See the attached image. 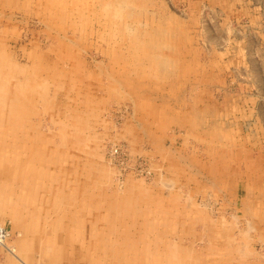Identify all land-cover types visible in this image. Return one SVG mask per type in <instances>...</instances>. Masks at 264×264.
Segmentation results:
<instances>
[{"label": "rangeland", "instance_id": "rangeland-1", "mask_svg": "<svg viewBox=\"0 0 264 264\" xmlns=\"http://www.w3.org/2000/svg\"><path fill=\"white\" fill-rule=\"evenodd\" d=\"M0 225V264H264V0H0Z\"/></svg>", "mask_w": 264, "mask_h": 264}, {"label": "crops", "instance_id": "crops-1", "mask_svg": "<svg viewBox=\"0 0 264 264\" xmlns=\"http://www.w3.org/2000/svg\"><path fill=\"white\" fill-rule=\"evenodd\" d=\"M201 114V113H200ZM195 115V114H194ZM198 120H201V117L198 119ZM196 124V121H193V123L191 122V125L193 126V125H195ZM240 190V189H239ZM237 191V197L239 196V194H241V192L240 191ZM252 191V190H251ZM250 192V191H249ZM252 194H253V196L255 197V195H257L258 197L259 196H261L262 194H255V192L254 191H252ZM245 203H246V201H241V204L242 205H245ZM245 209V208H244ZM260 211H258V213H259ZM253 213H255L254 212V209H250V208H246V210H245V213H244V215H245V217H247V218H249V216L252 214V217L254 216L253 215ZM17 245H18V248L22 251V252H24L25 253V255H27V256H25V258L27 259V261H28V263L29 264H35V260H34V257L32 258L31 257V251H30V240L29 241H23V242H17ZM0 253H2V251H0ZM7 259H9V258H7ZM2 258H1V262H2ZM25 260V259H24Z\"/></svg>", "mask_w": 264, "mask_h": 264}, {"label": "built area", "instance_id": "built-area-1", "mask_svg": "<svg viewBox=\"0 0 264 264\" xmlns=\"http://www.w3.org/2000/svg\"><path fill=\"white\" fill-rule=\"evenodd\" d=\"M0 227V241H4V239L8 237L9 233H7V230H5L1 225Z\"/></svg>", "mask_w": 264, "mask_h": 264}, {"label": "bare ground", "instance_id": "bare-ground-1", "mask_svg": "<svg viewBox=\"0 0 264 264\" xmlns=\"http://www.w3.org/2000/svg\"><path fill=\"white\" fill-rule=\"evenodd\" d=\"M165 32V31H164ZM224 37V36H223ZM222 40V39H221ZM213 47V46H212ZM204 53V52H203ZM202 55V54H201ZM200 57V56H199ZM107 72V71H106ZM89 73V72H88ZM109 87V86H108ZM191 97V96H190ZM192 199V198H191ZM235 217V216H234ZM1 228V227H0ZM1 242V241H0ZM242 242V241H241ZM263 243V242H262ZM3 244V243H2Z\"/></svg>", "mask_w": 264, "mask_h": 264}]
</instances>
